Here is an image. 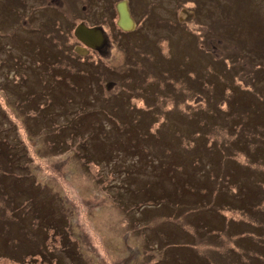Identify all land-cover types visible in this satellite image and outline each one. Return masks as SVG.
<instances>
[{
	"label": "rangeland",
	"instance_id": "1",
	"mask_svg": "<svg viewBox=\"0 0 264 264\" xmlns=\"http://www.w3.org/2000/svg\"><path fill=\"white\" fill-rule=\"evenodd\" d=\"M118 1L0 0V264H264V215L243 209L251 191L225 178L235 163L246 168L239 180L264 202V133L219 116L224 102L207 84L222 85L223 61L203 51L220 35L213 51L235 58L232 83L253 92L230 87L227 104L242 92L241 120L264 116V0H128L137 27L120 41ZM82 22L108 32L99 51L76 38ZM55 50L61 66L46 80L58 89L43 90L41 76L27 99L38 58ZM101 63L114 78L90 87L88 64ZM216 208L218 232L200 225ZM244 221L251 227L235 226Z\"/></svg>",
	"mask_w": 264,
	"mask_h": 264
},
{
	"label": "trees",
	"instance_id": "2",
	"mask_svg": "<svg viewBox=\"0 0 264 264\" xmlns=\"http://www.w3.org/2000/svg\"><path fill=\"white\" fill-rule=\"evenodd\" d=\"M117 11V10H116ZM120 28V27H119ZM121 29V28H120ZM43 30H45L44 28H43ZM43 32V31H42ZM50 32V31H49ZM49 32H47L46 34H45V31L43 32L44 33V35H45V37L48 39V41H51L50 40V38L48 37V34H49ZM51 32H53V31H51ZM131 31H125V30H123V29H121V30H119V41H120V39L123 37V36H125L124 34H128V33H130ZM219 37H220V35L219 36H215V37H211V38H208V39H210V40H212V42H213V46L214 47H216L215 46V41H217V39L219 40ZM204 38H206V37H204ZM207 39V38H206ZM207 42H209V41H207ZM51 43H52V41H51ZM209 45V44H208ZM207 45V43L206 44H203V51L204 52H206V54H208V55H211L213 58H216L218 61H223V66L222 67H219L218 68V71L219 70H222L221 72H218L219 73V78H220V80H221V82H222V85H219V87L217 88V86H216V83H217V81H215V82H213V81H209V83L207 84L208 86L209 85H212V87H214L215 88V90H216V93H218V95H219V98H222L221 100L224 102V106H225V108H222V109H224L223 111H225V114L223 113V111H222V109L220 110V109H218L219 110V116H221V115H225L224 117H226L227 115H229L230 113L231 114H233L232 115V117H231V119L229 120V121H227L229 124H230V122H231V124L230 125H232L233 126V128L234 129H237L238 128V126H240L241 125V127L243 126V128L245 129L246 128V133H247V131L248 130H251V129H253V130H255V131H257L258 132V136H260V134L261 135H263V133H264V131H259L258 129H256V128H253V124H264V116H261V117H259V118H256V117H254L255 118V122L252 120V121H249L248 123L247 122H244V121H242L241 120V118L243 117V115H246V114H244V112L245 111H243V112H241V111H239V110H237L236 109V105H237V103L239 104H241V100H243V101H247V100H250L249 99V97H247L246 95H245V93H242V92H237V98H238V100H235L234 102H235V105H234V107L231 109L230 108V106H229V104H227V102H226V100L230 97V96H234L235 98H236V96H235V92H233V90L231 91V89H230V87L231 88H233V89H235V88H237V89H239V90H241V91H245V92H247V93H249V94H251V96L253 95V92H249V90H248V88L247 87H244V86H240V85H237V84H233L232 83V81L234 80V78L232 79V76H230L228 73H231V74H233V75H236L237 74V72H236V74H234V72L233 71H231V67H233V65L234 64H237L236 62H234V60H235V58H233V59H229V61H227L228 60V58H226L224 55H220V56H217L216 55V53L213 51V46H208ZM225 46H227V47H229V49H230V46L229 45H226V44H224V47ZM223 47V52L222 53H224L225 52V48ZM56 48H57V46H56ZM139 49V48H138ZM59 52H60V50H58ZM58 51L57 50H55L54 51V54H52V53H50L49 54V56H51V58L47 55V56H42L40 59L38 58V63H37V65L36 66H38V67H36V68H38V69H36V71H35V74L37 75V82L36 81H34V83H35V86H30L29 87V96L27 97V99H29V98H34L35 96L33 95L34 94V91H35V89H38V88H36V87H38L39 85H40V83H41V81L43 80V86H44V88H43V90H45V88H46V85H47V87H48V89H51L52 91H56L57 89H58V84H56V83H54L53 81H48V80H46V79H48V77L47 76H49V75H51L52 73H53V71L54 70H52V69H55V70H57L61 65H60V61L59 60H61V55H62V53L63 52H61L59 55H58ZM134 52V51H133ZM133 52H131V53H129V54H132ZM229 53V52H228ZM227 53V54H228ZM23 54H25V53H23ZM128 54V55H129ZM58 55V56H57ZM133 55L134 56H136V55H139V54H137V53H133ZM52 56H53V58H52ZM57 56V57H56ZM34 58H37L36 56H34ZM34 58L32 59V61L34 60ZM52 59V60H51ZM56 59V61H57V63H53V64H49L48 65V63L51 61V62H53L54 60ZM240 58H238V60H239ZM244 61V60H243ZM98 63V62H97ZM59 64V65H58ZM213 64H214V61L213 60H209V62H208V67H207V70H210V69H214L215 67L213 66ZM22 65V63L20 64V66L19 67H17V69H15V73H19V70L20 69H24V70H26L27 69V66L24 64L23 66H21ZM89 65V69H88V71L89 70H93L92 71V73L91 72H89L90 74H89V78H88V76H85L87 79H88V81L90 80V78H92L91 79V81L90 82H88L89 84H90V87H92V84H93V86H94V80H96L97 79V76L98 77H102V79H101V82H106L108 79L103 75V73L104 74H106V75H113V74H115L116 72H115V67H113V66H110V65H105V64H98V65H94V64H88ZM43 68V72L44 73H41V71H40V68ZM53 67H55V68H53ZM245 69V68H244ZM29 70L30 71H32L33 70V68L32 67H30L29 66ZM59 71H61V73H59ZM248 72H249V75L250 74H252L251 73V69L250 68H248V70H247ZM48 72V73H47ZM87 72V71H86ZM127 72V71H126ZM191 72H193L192 70H191ZM57 73L58 74H60V76L57 74V76H58V78L59 77H61L60 79V81H62V80H65V79H67V75H66V72H64V71H62V70H58L57 71ZM82 73V75H88V74H85V73H83V72H81ZM127 73H129V72H127ZM189 73H190V71H189ZM242 73V72H241ZM264 73V72H263ZM31 74V73H30ZM240 74V73H239ZM124 75H126V74H124ZM224 75H225V77H224ZM25 76L26 75H24V78H25ZM41 76H43V79L41 78ZM109 77V76H108ZM188 77V76H187ZM73 78V77H72ZM72 78H70L72 81H74V82H76L75 81V79L73 80ZM94 78V79H93ZM114 77L113 76H111V77H109V79H113ZM42 79V80H41ZM123 79H125V76L123 77ZM19 80H23V78H22V75H19ZM212 80V79H211ZM80 82V81H79ZM16 83V82H15ZM77 83V82H76ZM130 85H132V82L131 81H129V83L127 84V86H130ZM91 89V88H90ZM219 89V90H218ZM21 91H23L24 89H20ZM202 90V89H201ZM227 90H229V92L227 93L226 91ZM257 91V90H256ZM98 93H100V92H98ZM254 94H256V95H258V96H260L259 95V92H257V93H254ZM17 95H18V98H19V94H18V91H17ZM98 97V96H97ZM111 98V97H110ZM20 99V98H19ZM107 100H109V98H107ZM127 100V99H126ZM62 102H60V101H58V106L61 108L63 105H64V101L63 100H61ZM18 103H24V101L22 100V99H20L19 100V102ZM22 107V106H21ZM23 107H24V105H23ZM34 106L32 105V106H29L28 108H26V109H29V108H33ZM56 107H57V105H56ZM256 108H258V107H256ZM23 109H25V108H23ZM234 112H236L237 113V117L239 116V118L240 119H235L236 118V114L234 113ZM239 113H241L240 115H239ZM214 115H215V111L214 112H211V121H216L215 120V118H214ZM87 116H83V118H86ZM208 118H209V116H207ZM213 117V118H212ZM45 118V116H43V119H42V121L44 122V119ZM210 119V118H209ZM224 119V118H223ZM243 119V118H242ZM49 120H52V118L50 119V117H46V121H49ZM86 120V119H85ZM243 120H245V119H243ZM222 121V120H221ZM79 123H81L82 124V121H78ZM217 122V121H216ZM219 122V121H218ZM46 124V123H45ZM137 125V124H136ZM81 129V128H80ZM88 135H90V134H88ZM255 136V135H254ZM257 138V137H256ZM256 138H253V139H256ZM143 139V138H142ZM257 139H260V137H258ZM256 139V140H257ZM142 141V140H141ZM140 141H138V144H140L139 143ZM56 144H54V146H55ZM137 146H139V145H137ZM160 149V151H162V152H164L163 151V149H162V147H160L159 148ZM13 153H11V155H12ZM104 154V153H103ZM168 155V154H167ZM164 157V156H163ZM101 160H98L97 162H100ZM162 163V161L160 162V164ZM241 166L239 165V164H237V163H235V166H234V169H233V171H231V172H229L228 171V173L226 172V177L225 178H227L228 180H227V182L229 181V180H231V181H233V182H235V185H238V186H240V189H242L244 192H248V190L249 191H251L250 192V194L252 195V197H251V195L249 196V197H247V199H245V195H242V197H243V199H241L240 200V206H243V209H246L249 213L250 212H252L251 214L253 215V216H257L258 214H262V215H264V205H263V203L264 202H259L260 201V199H261V197H260V195H258L259 193H257V189H259V187L258 186H254V190H252L253 189V187L251 188V185H248V186H246V185H244V184H247V182H245L244 180H239V178L241 177V176H245V173H246V171L244 170V169H246V168H240ZM162 170H165L164 168H163V166L161 167V170L160 171H162ZM156 171L158 172L159 171V169H157L156 168ZM261 171V170H260ZM248 172V174H252L253 172H251V171H247ZM258 175V178L260 179V180H258V183L261 181V179H262V177L260 176V175H263L264 176V174H263V172H259V174H257ZM262 180H264V179H262ZM196 183L195 185H196V187H200L201 186V184H200V181L197 179V177L196 178H194L193 180H192V185H193V183ZM208 182H210V181H208ZM254 184H255V182H254ZM257 184V183H256ZM191 185V186H192ZM205 185V188H206V190H208L207 192H209V188H211V186H210V184H208V183H206V184H204ZM191 186H190V188H191ZM194 187V186H193ZM161 189H162V187H160ZM261 189V188H260ZM198 190L200 191V188H198ZM162 191H163V195H165V196H168V194H167V192H166V190H163L162 189ZM198 191V192H199ZM26 193H28V192H26ZM31 193V192H30ZM174 193V192H173ZM176 193V192H175ZM173 194L174 195V197H176L177 195L176 194ZM205 193V192H204ZM243 193V192H242ZM207 194V193H206ZM206 194H204V195H206ZM218 194V193H217ZM217 194H216V196H217ZM161 195V194H160ZM223 195V194H222ZM196 197H199V195L196 193V195H195ZM218 196L220 197V195L218 194ZM218 196L216 197V199H215V201H216V206H217V208L219 209V208H221L220 206H219V203H218ZM33 197V196H32ZM229 204H232V203H229ZM42 207V206H41ZM216 208V210L215 211H210V212H212V214L211 215H213V218H214V220H213V222L214 223H212V222H210L209 220H206L205 222L204 221H202L201 222V224L200 225H204L205 224V226H207V227H213L216 223H217V225H215V226H218V228H213L215 231H219V230H221V227L223 228L224 227V220H225V218H224V215L223 214H221L219 211L220 210H218ZM38 216H42V215H37V216H33V221L36 223V221H35V218L36 217H38ZM230 223H233L234 221H229ZM263 223H264V219H263ZM32 224V223H31ZM236 225V227H238V228H245V229H248V226L249 227H251L250 225H249V223L248 222H238V223H235ZM34 225H37V224H34ZM34 225L32 224L31 226H32V228L34 227ZM197 226L195 225V228H196ZM257 229H259V230H261V231H264V229L263 228H261V227H256ZM255 227H253V230L254 229H256ZM200 229H201V226H200ZM200 229H198V230H200ZM207 230V229H206ZM250 231V230H249ZM200 232V231H199ZM216 235H219V234H216ZM217 237V236H216ZM262 243H264L263 242V240H262ZM261 243V244H262ZM254 249V248H253ZM260 253H264V249L262 248L261 249V252Z\"/></svg>",
	"mask_w": 264,
	"mask_h": 264
},
{
	"label": "water",
	"instance_id": "3",
	"mask_svg": "<svg viewBox=\"0 0 264 264\" xmlns=\"http://www.w3.org/2000/svg\"><path fill=\"white\" fill-rule=\"evenodd\" d=\"M119 14L118 24L123 29L133 28V19L130 15V11L126 0L120 1L117 5ZM75 35L79 40L84 42L90 47H97L104 41V34L101 29L97 27H89L85 23H80L75 29Z\"/></svg>",
	"mask_w": 264,
	"mask_h": 264
},
{
	"label": "bare ground",
	"instance_id": "4",
	"mask_svg": "<svg viewBox=\"0 0 264 264\" xmlns=\"http://www.w3.org/2000/svg\"><path fill=\"white\" fill-rule=\"evenodd\" d=\"M94 27H97V28L101 29L103 32H105V33L108 34V32L106 31V29H105L102 25L99 24V25H95ZM135 27H137V25H136ZM96 64H97V63H96ZM103 75H104L105 77H106V76L108 77V75H106V74H104V73H103ZM112 80H113V79H109V78H108V81H112Z\"/></svg>",
	"mask_w": 264,
	"mask_h": 264
}]
</instances>
